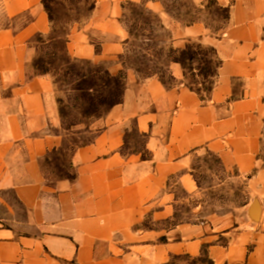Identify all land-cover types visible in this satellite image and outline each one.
<instances>
[{"label":"crops","instance_id":"1","mask_svg":"<svg viewBox=\"0 0 264 264\" xmlns=\"http://www.w3.org/2000/svg\"><path fill=\"white\" fill-rule=\"evenodd\" d=\"M215 1L229 10L217 34L205 21L163 14L174 48L196 41L216 50L212 92L186 86L178 62L167 66L172 86L129 70L122 101L71 151L65 173L56 164L64 167L67 149L55 80L33 66L49 13L44 0H0L11 19L0 26V264H264V224L254 225L249 207L233 226L216 215L177 219L174 187L195 194L193 164L207 154L251 175L249 190L264 204V0ZM125 2L145 0H93L89 18L71 25L69 56L117 71L129 38ZM133 131L144 151L125 150Z\"/></svg>","mask_w":264,"mask_h":264},{"label":"rangeland","instance_id":"2","mask_svg":"<svg viewBox=\"0 0 264 264\" xmlns=\"http://www.w3.org/2000/svg\"><path fill=\"white\" fill-rule=\"evenodd\" d=\"M149 1L157 2L162 13L148 7L146 2ZM44 3L51 20V33L42 39L34 38L33 43L38 48L37 58L41 66L49 70L55 80L67 149L64 167L59 160L56 164L60 171L65 173L67 157L71 151L77 144L89 143L94 139L96 127L101 125V119L111 109L110 104L116 98L110 96L109 88L105 85L108 82L104 78L105 70L111 75L127 74L130 70L143 79V74H138L135 66L141 61H146L149 69H162L166 74L167 60L160 48L168 44L170 31L165 25L163 14L171 20L205 21L215 34L224 27L226 16V12L217 6L215 0H205L201 4L197 3V0H145L141 4L125 2L122 4L120 20L129 38L124 53L117 58L120 68L111 72L105 63L69 59L66 53L71 25L75 22H85L89 18L94 6L93 0H44ZM145 9L158 15L165 26L164 30L153 25L147 16L143 15ZM28 18V14L22 15L18 19L19 24H23ZM10 20L0 6V26L7 25ZM198 67L197 64L194 66L195 69ZM167 79L170 80L169 77ZM192 81L197 83L194 87L205 95L206 92L202 88L205 80L199 70L188 73L185 82L190 84ZM170 82L175 83L172 80ZM79 87L83 88V91H79ZM124 89L125 82H122L116 91L119 99ZM144 142L143 136L133 131L127 137L125 150L144 151ZM193 170L197 181L195 194H188L179 185L174 187L178 201V220L194 222L205 220L208 215H216L224 220L225 225L233 226L243 216L246 208L249 207L250 210L257 201L260 217L258 221L251 220L255 226L264 224V204L258 197L254 198L249 190L251 175L243 176L236 170H226L217 157L208 154L195 160Z\"/></svg>","mask_w":264,"mask_h":264},{"label":"trees","instance_id":"3","mask_svg":"<svg viewBox=\"0 0 264 264\" xmlns=\"http://www.w3.org/2000/svg\"><path fill=\"white\" fill-rule=\"evenodd\" d=\"M222 10L226 12V16L224 17L225 23H226L229 18V10L227 8H222ZM143 15L147 16V19L156 27H159L160 29H163V30L165 29V26L159 19L158 15H155L152 11L145 9V12H143ZM176 21L186 24V25H191L196 22L195 20H190L188 22H185L184 20H180V19H176ZM36 37H39L40 39L43 38L42 35H37ZM171 38L172 36H171V33L169 32L168 33V44L160 48V51L165 53L166 60H167V64H165L166 71H167L166 74L168 75L169 79L174 82L173 77L168 73V70H167V66L171 62H178L182 65L184 69L185 80L188 78V73H191L192 71H195V70H199L200 75H202V77L205 80L202 83V88L206 92V94L203 95L201 91H199V89H196L194 87L197 84L195 81H192L190 84H186L185 82V85L188 86L192 91H195L196 93L201 95L203 98H206L212 92L216 84L218 70L221 66V61L216 56V50L212 47H203L201 43L197 45L195 44V42H190L189 44H187L185 49L179 50L172 46ZM126 43H128V40ZM67 55L69 56L68 53ZM71 58L72 57L69 56V59ZM74 60H78V59H74ZM196 64L199 65L197 69L194 68ZM33 66L37 72L50 73L49 70L44 69L41 66L40 60L38 58L34 61ZM135 67H136L135 69L137 70L136 72H138V74L139 73L141 75L143 74V78L157 75L165 85L167 86L173 85L170 82V80L167 79L168 77H166V74L163 72L162 69L161 70L149 69V66L146 63V61L139 62V64L138 65L136 64ZM103 74H104V78L108 80V82L105 85L107 86V88H109L108 91L110 93V96L116 97L115 100H113L110 104V108H112L114 105H117L122 101L123 95L121 96V99H119L116 91L121 87V83L125 82L126 74L111 75L107 70H105ZM78 90L83 91V88L79 87ZM61 115H63L62 111H61ZM85 144H77V146L72 151H74L78 147H82ZM203 262L211 264V262L208 261L207 259H204Z\"/></svg>","mask_w":264,"mask_h":264},{"label":"water","instance_id":"4","mask_svg":"<svg viewBox=\"0 0 264 264\" xmlns=\"http://www.w3.org/2000/svg\"><path fill=\"white\" fill-rule=\"evenodd\" d=\"M250 217L254 221H258V219L260 217V210H259V206H258L257 201L254 202V204L252 205V207L250 209Z\"/></svg>","mask_w":264,"mask_h":264}]
</instances>
